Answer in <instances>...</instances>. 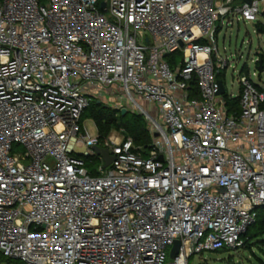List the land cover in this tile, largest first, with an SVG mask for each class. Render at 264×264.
I'll use <instances>...</instances> for the list:
<instances>
[{
  "label": "built area",
  "instance_id": "1",
  "mask_svg": "<svg viewBox=\"0 0 264 264\" xmlns=\"http://www.w3.org/2000/svg\"><path fill=\"white\" fill-rule=\"evenodd\" d=\"M263 11L264 0H0V264H189L244 246L264 205V83L242 74L239 108L227 103L219 31ZM93 99L143 114L150 146L101 137L91 118L92 131Z\"/></svg>",
  "mask_w": 264,
  "mask_h": 264
},
{
  "label": "rangeland",
  "instance_id": "2",
  "mask_svg": "<svg viewBox=\"0 0 264 264\" xmlns=\"http://www.w3.org/2000/svg\"><path fill=\"white\" fill-rule=\"evenodd\" d=\"M225 46L227 48L226 53L232 60V66L224 71L226 73V95L229 98L231 94L234 97L240 95V77L242 74L249 75L255 83H264V70L260 72L255 62L259 56L258 52H264V33L257 30L255 22L237 21L235 19L228 26L225 24L219 31V47L224 53ZM180 57V54H178L177 58L179 60ZM82 119L88 120L89 128L92 131L95 130L91 118L82 117ZM145 151L147 152L148 149ZM87 164L95 167L100 162L87 160ZM262 242L264 246V241ZM254 250L252 251L245 246L225 248L222 251L204 250L203 252L192 254L189 257V264H264V249L255 245ZM167 260H172L170 249L167 252Z\"/></svg>",
  "mask_w": 264,
  "mask_h": 264
},
{
  "label": "trees",
  "instance_id": "3",
  "mask_svg": "<svg viewBox=\"0 0 264 264\" xmlns=\"http://www.w3.org/2000/svg\"><path fill=\"white\" fill-rule=\"evenodd\" d=\"M42 1L44 2L45 0ZM263 19L264 11L262 13V18L255 23L257 30L261 33H264ZM260 56L264 62V54H260ZM220 76H222V74H220ZM194 83L196 84V81ZM195 89L197 91V85L195 86ZM226 99L228 104L237 109L239 108V96L231 99L226 95ZM83 118H92L95 121L101 137L108 136L112 130H118L124 136L132 137L135 144L138 146L140 145L144 148H148L152 142V134L149 130V124L145 116L141 113L128 111L123 114L118 109L109 106L104 102H99L98 99H93L85 109ZM87 160H92V162L99 161L97 156L88 157ZM242 237L244 239V246L249 247L252 251H255V245L264 249L262 242L264 241V205L258 208V217L256 221L248 227ZM222 250L223 249H219L216 251Z\"/></svg>",
  "mask_w": 264,
  "mask_h": 264
},
{
  "label": "water",
  "instance_id": "4",
  "mask_svg": "<svg viewBox=\"0 0 264 264\" xmlns=\"http://www.w3.org/2000/svg\"><path fill=\"white\" fill-rule=\"evenodd\" d=\"M103 6H105V2L102 3ZM259 69L261 71L264 70V62H263V59L260 60V64H259ZM219 83H220V89H219V93H224L225 91V88H224V84H223V81L222 80H219ZM100 102V100H98ZM127 108H123L122 109V113L125 114L127 113ZM94 149L96 150L97 153L101 154V156L104 158L105 160V166H107L108 164L111 163V161L114 159V155L111 154L109 148H102L100 147L99 145H95L94 146ZM162 158V156H161ZM181 240L180 239H176L172 248H171V251H170V256L171 258H175L179 251H180V247H181Z\"/></svg>",
  "mask_w": 264,
  "mask_h": 264
}]
</instances>
